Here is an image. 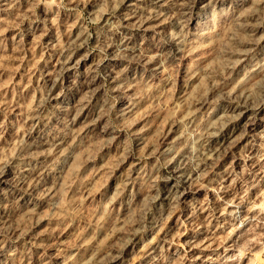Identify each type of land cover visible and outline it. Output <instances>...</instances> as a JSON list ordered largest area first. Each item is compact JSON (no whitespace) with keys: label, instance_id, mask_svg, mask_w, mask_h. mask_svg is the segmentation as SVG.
Segmentation results:
<instances>
[{"label":"rangeland","instance_id":"obj_1","mask_svg":"<svg viewBox=\"0 0 264 264\" xmlns=\"http://www.w3.org/2000/svg\"><path fill=\"white\" fill-rule=\"evenodd\" d=\"M34 2L0 0V28L6 30L0 38V151L36 140L22 107L33 99H45L34 114L51 140L71 143L75 111L67 114L60 105L81 99L98 123L78 138L76 153L64 157L61 190L49 170L24 182L20 171L0 177V264H167L177 256L182 264H225L253 227L249 222L233 231L238 221L231 213L239 204L242 218L264 193V103H257L264 97V25L250 11L254 0H218L209 21L197 25L195 19L185 29L181 12L173 11L163 24L130 30L141 46L135 52L100 26L103 12L115 22L121 12L106 9L104 0H57L33 10ZM192 2L198 10L204 0ZM238 18L256 27L241 28ZM203 28L208 36L192 34ZM176 32L193 37L180 53L167 46ZM79 33L89 59L71 79L60 77L49 98L64 47ZM148 58L162 65L160 72H147ZM191 83L196 90L187 101ZM230 88L231 98L225 95ZM242 105L257 106L253 124L202 164L203 178L183 181L181 172L193 165L181 163L187 150L176 154L181 117L194 112L185 122L204 130ZM37 154L24 147L23 159L11 165L19 170L27 163L36 172L58 155ZM129 170L136 184L116 193ZM175 190L185 197L174 200Z\"/></svg>","mask_w":264,"mask_h":264},{"label":"bare ground","instance_id":"obj_2","mask_svg":"<svg viewBox=\"0 0 264 264\" xmlns=\"http://www.w3.org/2000/svg\"><path fill=\"white\" fill-rule=\"evenodd\" d=\"M195 1V0H194ZM218 0H204L203 4L199 5V9L196 10L197 4L192 2V0H123L122 3L119 4L118 8L121 10L120 18L117 22L111 19V17L106 16V13L103 12L98 18L101 23L100 26L106 32L121 37V47L126 51L135 52L140 50L139 45L135 44L132 40V36L129 35L130 30L139 31V30H147L151 27V23L163 24L166 21V18L174 12H181L183 17V22L181 24V28H188L189 23L196 19L197 25H202L205 22L209 21L211 15L215 11V5ZM201 10V11H200ZM98 15V14H97ZM239 19V18H238ZM155 24V25H156ZM152 28V27H151ZM189 32V30L187 31ZM82 33V32H81ZM206 31L204 28L201 32H194L192 34L196 36L206 35ZM80 34V33H79ZM210 35V34H209ZM195 36V37H196ZM208 36V34L206 35ZM192 36L187 34L175 33L171 37L167 46L172 52L180 53L184 50L185 45L191 41ZM260 38V37H259ZM258 39L253 40L252 42H257ZM86 46V38L84 34H80L75 36L69 46H65L63 49L62 59L60 63V74H57L54 78H52V87L49 89V98L52 96V91H54V87L57 85L60 77L65 75L67 79H71L73 71L79 69L81 65H83L88 59V54L85 53ZM247 60V54L244 53L241 56V61ZM232 62V61H231ZM143 66L146 68L147 72L151 75L158 73L162 69V65L156 62L153 59H146L144 61ZM195 73V72H194ZM191 76H194L193 74ZM190 89V90H189ZM189 90V91H188ZM196 87L193 83L187 86L186 92H184V99L189 100L191 95L195 92ZM189 102L188 104H190ZM180 106L179 104L177 107ZM85 101L78 100L74 101V103H69V105H60L58 109L63 112L75 111L74 115H72L71 120V132H70V140L71 143L66 144L63 138H55L50 139L47 138L46 135L41 132L37 128L38 126V118L36 114L33 116H26L27 121L31 123L32 132L36 134V140L33 142L27 143L26 150L40 152L42 155L50 158V160L57 153V157L51 160V163H48L44 167L38 168L36 172H34V168H32L29 164L23 165V169H15V166L9 165L3 175L0 177H4V175L8 173L16 174L18 171L19 174H22L23 177H20V180L24 182L26 179L31 178L35 173H42L46 170L53 175L52 181L53 186L56 188V191L61 190L66 185V178L63 175V170L66 168L65 158L69 155H72L71 152H75V147L78 145V138L81 137L82 133L94 126L97 125L96 118L85 114ZM130 110L129 107L127 111ZM189 110L181 117L184 120L185 117H188V120L192 117L189 116ZM192 112V111H191ZM257 113V106L255 105H242L235 107L232 111L226 112L223 114L224 120L221 124H211V131L215 132V135L207 138V147L206 151L215 153V157L219 154H222L225 151L231 142L236 139L237 131L241 132L244 129H247L249 126L253 124L254 117ZM235 124V128H234ZM225 130L227 132H225ZM225 132V133H224ZM72 138V139H71ZM80 145V144H79ZM47 153V154H43ZM70 153V154H69ZM76 158L77 154H73ZM65 157V158H64ZM64 158V159H63ZM211 161V160H209ZM204 167L202 164L199 165V169H194V167L189 168L188 170H184L181 172V179L187 183L193 182L195 179L201 177V173H204ZM138 176H135L132 170H129L124 178L115 186L116 193H122L126 189L130 187L132 184H136ZM136 180V181H135ZM173 199L177 200L182 197H185L186 192L184 191H173ZM114 201V200H113ZM113 201L111 203H113Z\"/></svg>","mask_w":264,"mask_h":264},{"label":"clouds","instance_id":"obj_3","mask_svg":"<svg viewBox=\"0 0 264 264\" xmlns=\"http://www.w3.org/2000/svg\"><path fill=\"white\" fill-rule=\"evenodd\" d=\"M57 0H35L33 5V10L42 3H56ZM62 3L63 0H60ZM83 3H88L89 0H82ZM123 0H104L105 8L111 10L112 7H118ZM264 0H254L253 9L250 10L255 16H258L257 25H264ZM247 15V14H246ZM55 23V21H54ZM239 24V19L237 20ZM241 28L256 27V25H249L248 23L239 24ZM5 29L0 28V38L4 37ZM246 39V38H245ZM3 40L0 39V44ZM3 59V58H0ZM5 86H0V90ZM234 88H230L225 94L231 98V94ZM45 99L42 98L40 103L37 104L36 100L33 99L27 105H22L27 111L29 116L38 111L39 108L44 106ZM257 103H264V97H260ZM0 107H3V101H0ZM194 112H189V116H194ZM188 117L180 121L183 128V132L178 139L183 141L182 146L177 150V155L187 150V155L184 160L181 161L182 164L187 161L188 164H192L194 169H199L200 164H207L209 160L215 159V153L206 151L207 138L215 135V132L211 131V125L205 126L202 130L200 125H195L193 127L194 121L192 123H186ZM4 125L0 123V140L3 139ZM25 147L24 140H19L13 146L12 151H0V175L4 174L5 169L12 164V162L20 158L23 159V150ZM19 154V157H18ZM204 173H201V178H203ZM242 202V201H241ZM236 210L231 213V215L237 219L238 222L234 223L233 231L244 228V226L251 222L253 227L249 228L246 236L243 238V242L239 247L234 249L232 255L227 256L225 264H264V259H259L258 257H264V193L257 198L256 201L252 202V206L247 209V213L241 218L240 205L236 204ZM227 240V237H225ZM167 264H182V258L177 256V259L168 261Z\"/></svg>","mask_w":264,"mask_h":264}]
</instances>
